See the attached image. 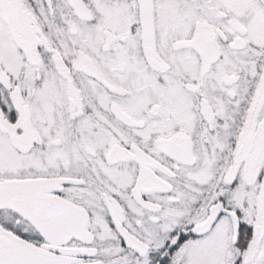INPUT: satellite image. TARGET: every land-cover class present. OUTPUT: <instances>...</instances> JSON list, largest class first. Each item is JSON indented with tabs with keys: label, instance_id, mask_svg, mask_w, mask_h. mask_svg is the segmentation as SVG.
I'll use <instances>...</instances> for the list:
<instances>
[{
	"label": "rangeland",
	"instance_id": "374dc122",
	"mask_svg": "<svg viewBox=\"0 0 264 264\" xmlns=\"http://www.w3.org/2000/svg\"><path fill=\"white\" fill-rule=\"evenodd\" d=\"M51 1L0 0V101L5 106V102L9 106H16V102L23 106L19 112L20 123L31 129L23 142L18 138L11 145L6 134L0 132V219L15 224L16 217L28 218L40 226L45 243L40 250L32 248L31 243L6 235L0 227V235L9 239L17 253L13 255V250L0 253V264H69L65 259L48 255V250L55 249L62 257L87 254L78 253L80 248L67 249L74 247V234L84 241L91 240L89 243L95 248L100 244L106 262L99 263L95 259L91 262L146 264L147 252L158 249V241L166 229L174 227L177 218H189L191 222L202 215L203 210L195 209L194 202L196 192L210 189L212 162L200 161L187 168V182L183 186L187 195L179 209L154 205L151 207L154 210L149 211L133 205L138 219L143 220L138 221V234H123L128 249L121 248L122 252L114 240L112 217L105 210V204L109 207L113 202L111 198L120 189H108L105 197L97 189L89 192L83 178H92V184L97 186L105 177L119 181L115 177L131 170L129 163L116 171L99 160L106 152V144L111 146L117 141L115 134L110 133L117 124L114 117H122L116 115L117 111L129 118L122 119L126 127L133 128L130 123L137 120L155 121L162 130L163 122L158 114L170 108L176 110L177 118L181 109L194 115L192 107L196 102L194 94L188 90L198 89L202 90L206 106L226 121L230 109L242 101L244 93L234 99L215 93L217 89L206 82L209 77L201 76L206 72L198 71L197 55L187 46L197 43L195 37L202 29L201 23L206 26L202 29L204 34L212 32L217 21L214 11L220 8L218 4L226 5L223 9L229 11L230 23L240 32L245 31L246 41L262 42L259 36L264 34V21L259 14L247 19L242 16L245 0H145L144 13L141 0H86L85 3L83 0H55L54 8ZM6 4L12 9L19 31L7 16ZM145 34L153 57L164 70L148 65ZM234 47L235 51L223 54L227 68L237 66L236 61L243 57V41L237 39ZM198 81L201 85L196 84ZM234 81L235 77H224L221 84L225 89ZM247 107L232 161L218 176L217 183L234 187L232 202L237 211L244 203L247 183L263 179L259 195L255 201L254 196L252 199L254 215L250 214L254 217L259 246L249 253L255 259L259 256L264 260V205L261 201L264 193V68ZM222 126L226 127L227 123ZM136 131H139L138 137H143L140 130ZM15 134L18 136L19 132ZM85 163L88 167L83 168ZM26 199L56 207L63 220L45 221V217L18 203ZM121 199L129 200L125 189ZM108 210L121 215L118 208ZM147 216L154 225L148 222ZM123 219L125 221V217ZM80 220L85 223L90 238L85 237V229L79 230L75 223ZM59 223L62 225H57ZM21 224L19 222L17 227ZM217 224V234H225L227 219L221 218ZM144 233L150 236L143 237ZM137 246L143 256H138V263L131 249ZM208 250L209 253L196 257V263L221 264V248L215 252L210 251L211 247ZM34 256H38L37 260Z\"/></svg>",
	"mask_w": 264,
	"mask_h": 264
},
{
	"label": "flooded vegetation",
	"instance_id": "af4514ba",
	"mask_svg": "<svg viewBox=\"0 0 264 264\" xmlns=\"http://www.w3.org/2000/svg\"><path fill=\"white\" fill-rule=\"evenodd\" d=\"M83 1L84 3L86 2V0ZM245 1L242 16L247 19L252 14H259L264 21V0ZM144 2L146 4L145 0H141L142 9L145 6ZM51 3L54 8L55 0H52ZM8 6L10 7L9 4H6V7ZM218 6L220 8L217 7L214 11L217 21L216 26L211 28L213 29L212 32L204 34L202 29L206 26L201 23L202 29L198 31L197 37H195L197 43L194 46L189 44L187 47L197 55V61L199 62L197 63L198 71L200 74L206 72L201 76L203 78L204 76L209 77L206 82L217 89L215 93H222L229 99H234L235 96L244 93L242 101L239 104L236 103L237 105L230 109L229 116L224 121V119L219 118L218 114L210 106H206L207 102L203 99L202 90H188L194 94L196 102V106L192 107L194 115H191V111H183L181 109L180 118H177L178 116L174 113L176 110L170 108L158 114L163 122L162 130L157 126L158 122L155 121H132L133 123L130 124L134 127H126L123 125L122 119L128 120L129 118L117 111L116 115L121 114L122 117L113 116L117 124L114 131H110L111 134H115L117 141L111 146L106 144V152L99 156V160L105 167L113 168L116 171H119L117 170L118 167L122 170L129 163L132 167L131 170H126L128 171L126 174L121 173L119 177H115L116 179L119 178V181L113 182L105 177L97 186L92 184V178H83L88 185L87 190L89 192L97 189L105 196L108 189H120V192L111 198L113 202H110L108 206L111 209L118 208L120 214L124 215L125 221L124 217L119 215V213L108 210L107 204H105V210L112 217L111 228L114 232V240H117L118 248L127 250L128 247L124 244L123 234L132 236V232L138 234V221L143 220L138 219V212L132 206L149 211L154 210L151 208L154 205L159 207L166 205L168 208L179 209L182 200L187 195V191L183 189L184 184L187 182V168L196 166L200 161L212 162V175L208 185L210 189H200L196 192L198 194L194 202L195 209L203 210L202 215L198 219L191 220V222L189 218H177L179 220H176L177 223L174 227L166 229V233L158 241V249L153 252H147L144 257L148 260L146 264H197L196 257L204 252L209 253V247H211V252H215L218 247L221 248L223 258L221 264H261L260 262L264 261L259 256L255 259L253 254L249 253L250 250L259 246L257 242L259 235L254 232V217L251 216L253 213L251 210L254 205L253 196L255 201V197L259 195V191L262 189L261 183L263 179L257 178L253 184L247 183L244 187L246 190L244 203L237 211H235L232 202L234 187H222L217 183L218 176L230 166L235 145L238 143V137L247 115L246 110L250 103L248 99L255 89L264 68V37L261 38L264 34L259 36V40L262 41L259 44L252 43L250 39L246 41L245 31L243 33L240 32L238 28H234L230 23L231 21L228 19L229 11L223 9L226 5L218 4ZM10 10L9 13L6 9L7 16H9L11 23L14 24L15 29L19 31L12 18L11 7ZM144 12L145 10L143 9ZM71 15L74 16L73 14ZM146 39H148L147 34H145L144 41L145 50ZM237 39L243 41V57L236 61L237 66L233 65L227 68V58H224L223 54H230L236 50L234 44ZM19 42L24 44L22 40H19ZM146 53L149 66L153 64L154 69H159L158 71L165 69L155 60L152 50L150 55H148L147 50ZM224 77H227V79L235 77L233 84L225 89L221 84ZM239 81L241 82L239 83ZM196 84L201 85V81ZM7 97L10 105H12L9 95ZM5 103L7 104L6 106L0 101V132L6 134L10 145L18 138H22L21 141L23 142L28 134H31V129L27 126H22L23 124L19 120V112L23 106H20L17 102L16 106H9L8 102ZM207 108L210 111L204 110ZM83 114H85V111ZM224 122L227 123L226 127L222 126ZM136 130H140L143 133V137H138L137 133L139 131ZM15 132H19L18 136ZM10 136L13 137V141ZM134 166L136 169H133ZM82 167L85 168L88 165L85 163ZM124 189L129 200L123 199V201L121 199ZM220 189L222 190L221 192ZM65 195L70 197L66 193ZM261 201L264 205V193ZM18 203L23 205L24 208L28 207L29 210H34L42 215L45 217L43 218L45 221L56 219L61 222L63 220L60 219L58 209L48 203H34L27 199L25 201L19 200ZM69 205L82 214L76 206ZM218 208L221 211L218 212L219 214L217 213V217L211 218L210 216L214 213V209ZM221 218H226L228 221L225 234H217V223ZM43 219H41V222ZM147 220L154 225L149 217ZM4 222V220L0 222V227L5 230L6 235L25 243H27L25 240L30 238L32 242L29 243H33L32 248L39 250L45 245L40 226L37 223L25 217L14 219L15 224L10 222L6 225ZM19 222H22V224L17 227ZM75 223L78 224L79 230L81 228L85 229L84 236L90 238L86 232L85 223L81 220ZM57 225L62 224L59 223ZM250 231L251 234H248ZM142 236L149 237L150 234L144 233ZM136 237V240L140 241L139 237ZM38 240L43 242L39 243ZM89 241L91 240L84 241L79 235L74 234L72 235L74 247L67 248L68 250L80 248L78 253L83 251L87 253L85 255L78 254L71 257L64 255L65 257H62L61 254L58 255L56 253L55 249L48 250V255L65 259L69 264L106 262L100 244L95 248L94 245H90ZM12 248L13 246L9 243V239L0 235V253L5 254L7 251L9 253V251L13 250ZM122 249L121 252L123 251ZM131 249L134 251L138 263V256L139 258L143 257L140 255L142 252L140 253L138 246L135 248L131 247ZM91 252L95 254H91ZM12 253L13 255L17 254L15 250ZM37 258L38 256H34L35 260ZM93 259L97 262H91Z\"/></svg>",
	"mask_w": 264,
	"mask_h": 264
},
{
	"label": "water",
	"instance_id": "95a60500",
	"mask_svg": "<svg viewBox=\"0 0 264 264\" xmlns=\"http://www.w3.org/2000/svg\"><path fill=\"white\" fill-rule=\"evenodd\" d=\"M6 9H7V11H9V13H10V7L8 6V7H6ZM146 50H147V52H148V55H150L151 54V48H150V42H149V39H146ZM221 210H220V208H218V209H214V213H212V215L210 216L211 218H215V217H217V215L219 214L218 212H220ZM218 213V214H217Z\"/></svg>",
	"mask_w": 264,
	"mask_h": 264
},
{
	"label": "trees",
	"instance_id": "16d2710c",
	"mask_svg": "<svg viewBox=\"0 0 264 264\" xmlns=\"http://www.w3.org/2000/svg\"><path fill=\"white\" fill-rule=\"evenodd\" d=\"M76 77V76H75ZM77 79V78H76ZM250 97H251V95H250ZM250 97H249V99H248V102L250 101ZM5 217H6V215H5ZM9 219V218H8ZM15 219H18V217H16ZM0 222H2V220L0 219ZM4 224H8V223H6V222H4ZM5 227H7V226H5ZM248 234H251V231L248 233ZM25 238H28V237H25ZM25 241H27V242H32L31 241V239L29 238V239H26ZM43 242V241H42ZM41 242V243H42ZM33 244V243H32Z\"/></svg>",
	"mask_w": 264,
	"mask_h": 264
}]
</instances>
